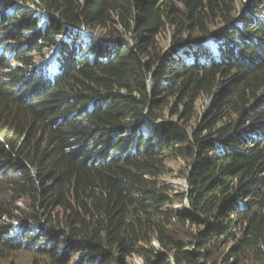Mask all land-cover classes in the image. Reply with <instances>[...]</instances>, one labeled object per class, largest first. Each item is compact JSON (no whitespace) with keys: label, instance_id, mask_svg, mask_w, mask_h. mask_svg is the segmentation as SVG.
Segmentation results:
<instances>
[{"label":"trees","instance_id":"obj_1","mask_svg":"<svg viewBox=\"0 0 264 264\" xmlns=\"http://www.w3.org/2000/svg\"><path fill=\"white\" fill-rule=\"evenodd\" d=\"M261 3L245 4L239 23L238 0H0V258L245 264L261 254ZM55 48L57 71L38 69ZM168 158L188 163V190L161 181Z\"/></svg>","mask_w":264,"mask_h":264},{"label":"rangeland","instance_id":"obj_2","mask_svg":"<svg viewBox=\"0 0 264 264\" xmlns=\"http://www.w3.org/2000/svg\"><path fill=\"white\" fill-rule=\"evenodd\" d=\"M239 4V11L237 13V20L239 23H241L242 20H246V16L245 14L248 12L247 10V6L245 4L250 3V0H238ZM259 18L260 20L264 21V5L262 6L261 3V8L259 10ZM246 23V22H245ZM173 33V30L171 28H168L167 30L163 31L162 33V38H161V46L163 48V50L165 52H168L171 49L170 46V40H171V35ZM82 38L87 42L89 36L87 35H83L82 34ZM126 40H129L130 43H134V39L130 38L129 36L126 37ZM213 48V46H212ZM211 48V49H212ZM51 51L46 52L43 56L38 57L37 59V66L41 67V66H46L48 67V63L50 62L51 59H48L51 56ZM50 68V67H48ZM227 86V81H223L219 86H218V90H222ZM217 90V91H218ZM211 104V100L210 98H202L199 103H198V113L202 114V112L204 110H206ZM167 117L170 118L169 115H167ZM175 119V118H174ZM148 127H151L150 125H148ZM167 164L169 166V168L171 169L170 172L167 173V175L163 176L161 178V181L165 184H167L168 187L172 188L175 191H185L188 189V183L186 181V172L188 170V163L186 161H184L182 158H168L167 160ZM187 202H175L173 205H171V208H174L176 210H185L188 209L187 208ZM18 222H14L15 225V231L18 232ZM30 226L34 229L35 227H33L32 224H30ZM64 240L61 241V244L64 245ZM155 245H157L156 242H153ZM24 246H26L25 248L27 249V247L31 248L32 250H37V248L31 244H29V242H25ZM229 244L223 245V247H221V250L219 251V256L221 257V259H225L228 251L229 250ZM261 249L263 250L261 252V254H258L257 256L251 257L250 259L247 260V262H245V264H264V244L261 246ZM4 258H10L11 261H13L16 264H31L32 263V259H33V254L32 252H28V251H20V252H7L4 255H2V257L0 258V264H3V259ZM37 260V259H36ZM128 263L129 264H145L144 259L138 255H133L132 257L128 258ZM203 263V261H202ZM169 264H176L175 262H173L172 258L169 261ZM217 264H222V262H220V260H218Z\"/></svg>","mask_w":264,"mask_h":264},{"label":"clouds","instance_id":"obj_3","mask_svg":"<svg viewBox=\"0 0 264 264\" xmlns=\"http://www.w3.org/2000/svg\"><path fill=\"white\" fill-rule=\"evenodd\" d=\"M211 41V39H209L207 42H206V45H208V47H209V42ZM212 42V41H211ZM210 42V43H211ZM212 48V45L209 47V49H211ZM50 52V51H49ZM55 52V50L53 49V50H51V55L53 54ZM13 64H15L14 62H13ZM51 64V63H50ZM54 65H56V64H52V69H53V66ZM51 66V65H50ZM50 66H48V67H50ZM47 67V69H48V73H49V68ZM37 68L38 69H42L41 67H39V66H37ZM44 69H46V66H45V68ZM43 70V69H42Z\"/></svg>","mask_w":264,"mask_h":264},{"label":"built area","instance_id":"obj_4","mask_svg":"<svg viewBox=\"0 0 264 264\" xmlns=\"http://www.w3.org/2000/svg\"><path fill=\"white\" fill-rule=\"evenodd\" d=\"M83 32H84V31H83ZM54 50H55L56 52H58V51H59V50H58V48H55Z\"/></svg>","mask_w":264,"mask_h":264},{"label":"water","instance_id":"obj_5","mask_svg":"<svg viewBox=\"0 0 264 264\" xmlns=\"http://www.w3.org/2000/svg\"><path fill=\"white\" fill-rule=\"evenodd\" d=\"M186 181H187V179H186ZM188 187V186H187ZM188 190V189H187ZM187 206L189 207V205H188V201H187Z\"/></svg>","mask_w":264,"mask_h":264}]
</instances>
